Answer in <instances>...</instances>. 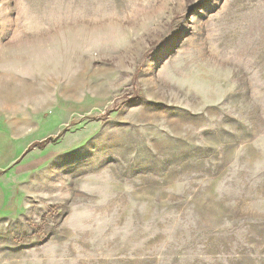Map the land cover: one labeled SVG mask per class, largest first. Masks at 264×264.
<instances>
[{
	"label": "rangeland",
	"instance_id": "1",
	"mask_svg": "<svg viewBox=\"0 0 264 264\" xmlns=\"http://www.w3.org/2000/svg\"><path fill=\"white\" fill-rule=\"evenodd\" d=\"M0 180V264H264V0H0Z\"/></svg>",
	"mask_w": 264,
	"mask_h": 264
},
{
	"label": "crops",
	"instance_id": "2",
	"mask_svg": "<svg viewBox=\"0 0 264 264\" xmlns=\"http://www.w3.org/2000/svg\"><path fill=\"white\" fill-rule=\"evenodd\" d=\"M0 211L5 208L8 194L2 180H0Z\"/></svg>",
	"mask_w": 264,
	"mask_h": 264
},
{
	"label": "trees",
	"instance_id": "3",
	"mask_svg": "<svg viewBox=\"0 0 264 264\" xmlns=\"http://www.w3.org/2000/svg\"><path fill=\"white\" fill-rule=\"evenodd\" d=\"M46 140L45 141H41V142H35L32 146H38V147H43L46 144ZM32 146L27 150V152H29L32 148Z\"/></svg>",
	"mask_w": 264,
	"mask_h": 264
}]
</instances>
